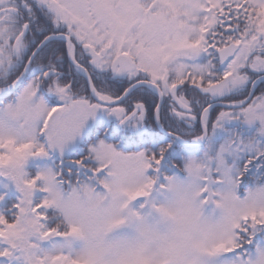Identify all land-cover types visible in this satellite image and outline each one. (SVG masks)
Wrapping results in <instances>:
<instances>
[{
	"label": "snow or ice",
	"instance_id": "1",
	"mask_svg": "<svg viewBox=\"0 0 264 264\" xmlns=\"http://www.w3.org/2000/svg\"><path fill=\"white\" fill-rule=\"evenodd\" d=\"M0 264H264V0H0Z\"/></svg>",
	"mask_w": 264,
	"mask_h": 264
}]
</instances>
